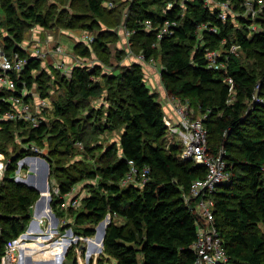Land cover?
<instances>
[{
	"label": "trees",
	"instance_id": "obj_1",
	"mask_svg": "<svg viewBox=\"0 0 264 264\" xmlns=\"http://www.w3.org/2000/svg\"><path fill=\"white\" fill-rule=\"evenodd\" d=\"M167 1L82 0L85 12L50 15L49 9L43 11L41 0H0V30L5 33L2 36L0 31V44L9 55L18 51L26 60L20 73H12L17 89L24 82L41 97H49L51 85L65 89L62 103L55 104L58 118L52 128L42 119L38 125L26 120L0 121V153L13 141L19 144L8 156L0 181V253L6 241L25 228L30 207L40 195L36 189L13 180L16 162L24 155L38 154L29 145L41 147L48 134L57 139L45 155L49 177L56 183H50L49 201L56 216L76 213L80 224H91L82 227V233L92 235L93 226L109 213L111 221L103 246L116 258L115 264H195L196 252L191 246L197 239L201 218L184 201V194L193 179L204 177L206 167L179 158L178 140L167 143L164 111L144 82L141 64H125L115 74L98 65H74L68 76L52 64L47 73H32L41 66L39 58L19 46L33 26L47 30L79 28L92 33L94 26L102 23L106 30L98 31L91 42L78 40L72 48L81 55L88 56L94 49L101 54L109 44L102 34L118 27L125 11L124 23L133 31L129 37L132 51L161 63L160 79L166 94L187 100L193 117L206 113L208 146L215 154L223 151L231 176L213 193V222L227 263L264 264V232L260 229L264 226V5L257 16H252L244 14L245 0H211L213 4L229 1L231 13L221 19L217 5L209 6L205 0H170L172 6L162 10ZM78 19L81 22L76 27ZM144 19H151L154 25L175 19L178 26L172 34L157 38L156 30L144 28ZM201 24L214 26L216 31L199 30ZM232 43L239 49L230 56L226 74L206 66V48L226 49ZM251 49L259 59L254 67L242 65L239 51ZM50 73L54 75L52 83L48 81ZM226 75L235 85L230 102ZM7 93L4 89L0 95ZM95 97L102 98L100 106L91 104ZM116 129L121 130L118 142L103 146L99 136ZM76 149H85V157L64 166L60 161ZM53 155L56 157L50 161ZM128 160L139 170L149 168L142 185L121 183L130 166ZM39 161L33 159L31 163L41 171ZM96 177L98 181L90 182L88 194L80 199L79 211L75 210L78 206L61 207L76 183ZM116 216L124 221L115 222ZM103 228L101 224L98 233L102 234ZM62 246L59 241L46 247L58 252Z\"/></svg>",
	"mask_w": 264,
	"mask_h": 264
},
{
	"label": "built area",
	"instance_id": "obj_2",
	"mask_svg": "<svg viewBox=\"0 0 264 264\" xmlns=\"http://www.w3.org/2000/svg\"><path fill=\"white\" fill-rule=\"evenodd\" d=\"M205 1L209 6L217 5V8L219 9L218 17L221 19H226L227 15L231 13V5L229 1H222L216 4H213L211 0ZM256 3L258 4L257 9L260 10L261 6L264 5V0H256ZM108 5L112 6L113 4L112 2H109ZM244 5L247 10L246 12L254 16L253 14L256 12V9L254 8V1L245 0ZM171 6L172 4L167 6L166 9ZM141 23L146 30H156L157 38L172 34L178 26V22L175 19H164L158 25H154L151 19H144ZM121 28L123 29V34L133 55L139 57V61L143 59L147 62V64H154L156 61L154 57L145 58L143 53L137 54L131 50L129 37L133 31L126 27L125 23L122 24ZM204 28L216 31L214 26H209L207 24H201L198 27L199 30ZM252 28L255 29L256 26L253 24ZM50 38L51 37L49 35L47 40ZM94 38L95 36L86 30H83L78 37L80 41L84 42H91ZM35 44V46L39 45V41ZM61 45L62 44L60 43L54 47L58 56L63 53ZM238 49L239 45L234 43L226 49L206 48L204 51L206 66L208 68L221 70L226 74L230 56L235 54ZM33 54L34 57L38 56L43 58L45 56V52H40L39 48H36ZM53 63L54 67L60 68L63 71H65L67 67L64 60L60 59V57ZM78 63L79 60L77 61V64ZM25 64L26 60L19 54L18 51H14L9 55L0 44V87L3 91L4 89H8V93L10 92V95H7L8 93L6 95H0V121L26 120L31 122L33 125H38V114L42 108L44 109L47 106V101L44 98H39L38 102H30V100L27 99V95L29 94L28 90L30 89L26 87L24 82L23 86L20 89H17L15 80L12 76V73H20ZM72 66H74L73 63L71 68ZM161 69L162 65L159 69L160 72ZM224 81L228 85L229 96L232 99L235 92L233 78L226 75L224 76ZM167 97L168 102L175 113L174 118L168 117L165 114L163 115V120L167 127V143L169 144L175 139L178 140L180 144V151L178 153L179 158L190 159L206 167L204 177L193 179L189 185L188 192L184 194V201L194 210L199 218H201V222L196 227L197 239L191 246L196 252L195 264H228L226 252L222 246L221 238L213 222V193L219 184L230 179L231 172L227 169V163L222 157L223 151L221 150L215 154L208 146L207 129L204 124L206 113L193 117L191 115L193 109L189 106L187 100H182L176 95H167ZM77 144L81 146L79 141ZM29 148L33 149L37 153L40 151L34 144L29 145ZM35 156V154H27L17 160V166L12 175L14 181L19 182L20 180H23L26 182L28 180L27 177L35 172L36 169L33 168L31 164V160L35 159ZM128 162L130 166L128 171L122 177L121 183L142 185L147 179L149 168L144 166L141 170H139L132 160H128ZM25 164L29 165L26 170H24ZM6 165L7 162L0 159V179ZM42 196L44 195L42 194ZM45 197L48 201H50L51 194L49 193ZM78 203H80L79 198L75 197L68 202L64 201L61 204V207L67 208L69 205L77 206L79 205ZM40 223L41 217L38 220V225H40ZM25 233L17 235V237H13L6 241L3 252L0 253V264H18L17 262L20 256V249L25 243ZM24 245L27 246L28 243H25Z\"/></svg>",
	"mask_w": 264,
	"mask_h": 264
},
{
	"label": "rangeland",
	"instance_id": "obj_3",
	"mask_svg": "<svg viewBox=\"0 0 264 264\" xmlns=\"http://www.w3.org/2000/svg\"><path fill=\"white\" fill-rule=\"evenodd\" d=\"M41 2L43 3V8H44L43 11L46 12L49 9L50 15H52L54 12L58 13L62 11H66L67 13L73 11V12H76L77 14L85 12L84 10H82V6H81L82 0H41ZM109 2L111 1H107L106 3L109 4ZM171 4H173L172 1L170 0L167 1L164 4L162 10L166 9V7L170 6ZM260 10L256 9V12L253 15L257 16ZM246 11H244V14L248 15L249 13ZM233 12H232V15L235 14ZM125 15L126 13L124 11V14L121 19L122 22L119 24L118 27H116L115 29L113 28L111 30H107L106 32L102 34V38L108 41L109 44L105 45V47L101 49L102 50L101 54H99L98 51L95 49H94V52L90 53V55L88 56L81 55L77 53L76 51L74 52L72 51L73 46L79 40L78 39L79 35L83 31V30H80L79 28L67 29V28L61 27L58 29L55 28L54 30L53 29L45 30V32L48 31L51 33V34L48 33L47 38L49 35L51 38L48 40L46 39L43 43L40 42L39 45L37 46H35L36 45L35 43L38 41L32 40L33 37L31 34V30L30 32L25 30L27 32L24 34V39L19 42V46L25 47L23 49L28 51L32 56H34L33 52L35 51L36 48H39L40 52H45L44 54L45 56L43 58L36 56L37 58H39L41 66L37 70L34 69L32 73L33 72L39 73L40 71H43V72L45 71L47 73V68L48 66H50L48 64V61H51L49 57H53L54 60L58 59L57 58L58 54L54 50V45L61 43L62 44L61 47L63 48L62 52L66 56L72 55L75 61L73 62L74 65L87 66L88 68H93L94 66L98 65L103 69V71H106L109 74H115L121 70L123 65H125V64H122L120 60L122 57V49L119 47L121 45L120 31L123 30L121 26L124 23ZM53 21L54 20L50 19V22H53ZM80 22H81L80 19L76 20V24H75L76 27L77 25H79ZM98 24L99 25L94 24L95 25L94 32H92L94 36L96 35V33H98V31L106 30L105 24H102V23H98ZM253 24L254 26H256L255 21L253 22ZM1 35L2 36L5 35L4 31H1ZM209 49H212V48H209ZM238 54H240L239 59H240L241 64L246 65V66L254 67L255 61L259 59V57L253 54V49L249 51L244 50L243 52L239 51ZM78 60H79V63L77 64ZM139 64H141L143 68V77H144V82H146L145 83L146 86L149 88L150 92L155 93V99L161 102L162 94H161V80H160V71H159V69L161 68V63L156 59L154 64H149V65H152L151 67L155 68L154 71H152L151 69H148V64L143 59L139 61ZM52 65H54V63H52ZM68 67L69 66L66 67L65 71L61 70L60 68L59 69L69 76L72 68H70L69 70ZM50 75L51 76L50 78H48V81L49 83H52V81L54 80V75H52V73H50ZM151 78H154V82L150 81ZM157 84H158V87H157ZM60 86L55 85V87L53 88L51 85V87L49 88V97H41L39 93L33 88H30V90H28L29 94L27 95V99L30 100V102H33V103L38 102L39 98H44L47 101V106L44 109L42 108V110H40V113L38 114V116L40 120L42 119V121H45L47 123L49 128L53 127L54 122L57 121V118H58V115L56 114L55 108H54L55 104L62 103V97L64 96V93H65L64 87L63 86L60 87ZM7 95H10V92ZM233 99H234L233 96H232V99L229 96L228 102L232 101ZM101 101H102V98L95 97L92 99L91 104L100 106L99 104ZM103 106L107 107L106 103ZM83 113H86V110H84ZM120 132L121 130L116 129V130L106 131L103 134H101V136H99V139L102 140V145L104 146V145L110 144L111 142H118L119 137H120ZM55 133H53L52 135H55ZM49 137L52 138L53 136H48V134L45 135V137L42 139V141L39 144L41 147L36 145L40 151L38 152V154H35L36 156L34 158L38 161L40 160V161L45 162L44 164H42L43 166L42 170L39 171L37 164L33 165L31 163L33 168L36 169L35 172L39 174V176L37 175L38 181H39L38 183H40L41 185H38V186L41 187L43 184H44V187L46 186L45 189L41 190V193L44 195V197L50 193V183L53 186H55L56 184L54 179L52 177H49V165H47V167L45 166L46 162L48 163L47 159L45 158V155L47 154L49 149L53 147L52 145H54L57 141L56 138L51 139ZM92 142L94 141L89 142V146L90 145L92 146L93 144ZM18 146L19 144L16 141L15 142L13 141L12 144H8L6 148H3L4 149L3 152L0 153V159H2L5 162H8L7 161L8 156L12 154L14 151H16L18 149ZM72 153H69L68 155L70 156H66L64 157L65 158L64 160L60 161L61 163H63L64 166L73 165L74 162H76L75 159H80V158L85 157V149L83 151L80 149H76ZM87 153L89 154V152ZM97 155H98V151L96 152V155L93 156V158H96ZM55 157L56 156L54 155L49 156L50 161L53 160ZM94 164L95 162L93 163V166ZM27 168L28 166L27 164H25L24 170H26ZM92 181L97 182L98 177L91 178V179L85 178L81 180L80 182L76 183L74 187L70 190L69 194H67L68 198L66 201L68 202L75 197L79 198V201H80V199L83 196L88 194V190H90L89 184ZM19 182L25 183L23 180H20ZM77 206L78 207L75 208V210L79 211L81 209V206L80 204ZM48 208L49 206L47 205L45 208L41 209L43 214L47 215V219L49 220L48 225H46L47 223L44 226L41 224L38 225V220H39L40 215L34 214L32 216V211H33L32 210L30 211V218L27 221L25 228L18 234L20 235L22 233H25L27 231V228H28V231L25 234L29 232L34 233V236H33L34 243H32L31 246L29 245L25 246L24 245L25 243L23 242L24 244L21 246V249H20L22 250V252H26V254L29 256V260H27L26 264H63L64 260L70 259L72 255H76L75 264H115L116 263V258L105 252L103 241H102V236L106 230V226L111 221V216L109 213H106L103 219H101L99 222H97L93 226L94 233L92 235H84L82 233V227L84 226L88 227V225H91V224H89L87 221L80 224L78 222L80 218H76L75 216L76 213H71L70 215L68 213L66 214L65 212L64 215L60 217V219H58L57 216L54 214L56 216L55 218L52 214V210L50 208L48 210ZM114 220L115 222H118V223H121L124 221L123 217H119V216H116ZM101 224L104 225V228H103L104 232L102 234H100V232L98 233V230ZM260 229L261 231L264 232L263 225H261ZM26 240L28 241V239ZM59 241L63 242V246H62V249H60V251L56 252V251L47 250L46 246L51 245L54 242H59Z\"/></svg>",
	"mask_w": 264,
	"mask_h": 264
},
{
	"label": "crops",
	"instance_id": "obj_4",
	"mask_svg": "<svg viewBox=\"0 0 264 264\" xmlns=\"http://www.w3.org/2000/svg\"><path fill=\"white\" fill-rule=\"evenodd\" d=\"M45 30H47V29H44V28H42L40 26H33L31 28V34H32V37H33L32 40H38L39 43L40 42L43 43L47 39L48 33H50L48 31L45 32ZM120 34H121V39H120L121 45L119 47L122 49V57L120 59L122 64H131V63H136V62L139 63V57H137L136 55H133V53L130 51L129 46H128L127 41H126V38H125L122 30L120 31ZM56 41H58V40H56ZM55 45H54V47H55ZM22 48H25V47L22 46ZM59 57H60V59L64 60L65 65L69 66L68 69L70 70L72 63L74 62V59H73L72 55L71 56H66V55H64V53H61V54H59V56L57 58H59ZM49 59L51 61H48V64H52L56 60V59L54 60L53 57H49ZM149 64L150 63H148V69H151L152 71H154L155 68L151 67L152 65H149ZM150 81L154 82V78H151ZM157 87H158V84H157ZM0 92H2V88L1 87H0ZM161 94H162V96H161V102L160 103L162 105V109L164 111V114L166 116H168V117L174 118L175 117V113H174L171 105L168 102V97H167V94L165 93V89H164V87L162 85V82H161ZM39 162H41V161H39ZM44 163L45 162L42 161L40 165L42 166V164H44ZM27 166H29V165L27 164ZM45 166L47 167V164H45ZM37 175L39 176V174H37L36 172H34L33 174H30V176L27 177L28 180L24 184H26L29 187H32V188L36 189L40 193L39 197L31 205L30 211L33 210L32 211V216L34 214L40 215V217H41V223L40 224L44 226L46 223H47L46 225L49 224V220L47 219V215H44L41 209L45 208L47 205L50 207L51 210H52V208H51L50 202L47 200V198L44 197V196H41V190L45 189L46 186L44 187V184L41 187L38 186V185H41V184L38 183L39 181H38ZM67 198H68V195L66 196L65 201L67 200ZM52 214L56 218V216L54 215L55 213L53 212V210H52ZM57 218L60 219L58 216H57ZM27 260H29V256L26 254V252H22V250H20V256H19L18 264H26Z\"/></svg>",
	"mask_w": 264,
	"mask_h": 264
},
{
	"label": "bare ground",
	"instance_id": "obj_5",
	"mask_svg": "<svg viewBox=\"0 0 264 264\" xmlns=\"http://www.w3.org/2000/svg\"><path fill=\"white\" fill-rule=\"evenodd\" d=\"M37 233V232H36ZM38 234V233H37ZM33 236H34V233L33 232H29L27 234L24 235V239H28V241L26 240L25 243H29L28 245L31 246L32 243H34L33 241Z\"/></svg>",
	"mask_w": 264,
	"mask_h": 264
},
{
	"label": "water",
	"instance_id": "obj_6",
	"mask_svg": "<svg viewBox=\"0 0 264 264\" xmlns=\"http://www.w3.org/2000/svg\"><path fill=\"white\" fill-rule=\"evenodd\" d=\"M46 164L48 165L47 162H46ZM103 236H104V234H103ZM103 236H102V241H103ZM75 262H76V255H72V257L70 259H65L63 264H75Z\"/></svg>",
	"mask_w": 264,
	"mask_h": 264
}]
</instances>
